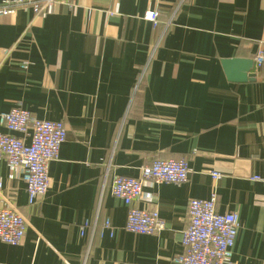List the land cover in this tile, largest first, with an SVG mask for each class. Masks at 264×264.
Instances as JSON below:
<instances>
[{
    "label": "crops",
    "instance_id": "obj_1",
    "mask_svg": "<svg viewBox=\"0 0 264 264\" xmlns=\"http://www.w3.org/2000/svg\"><path fill=\"white\" fill-rule=\"evenodd\" d=\"M263 41L264 0H69L38 17L0 16V114L20 107L66 129L33 204L0 159V208L27 222L19 245L0 242V264H177L188 202L213 192L216 211L238 220L226 264H264V63L254 64ZM230 59L253 61L255 80L229 81ZM158 159L185 160L190 175L142 179L132 206L157 211L164 229L129 233L111 180L140 179Z\"/></svg>",
    "mask_w": 264,
    "mask_h": 264
},
{
    "label": "built area",
    "instance_id": "obj_2",
    "mask_svg": "<svg viewBox=\"0 0 264 264\" xmlns=\"http://www.w3.org/2000/svg\"><path fill=\"white\" fill-rule=\"evenodd\" d=\"M69 0H1L0 16L13 15L17 9H31L35 17L50 14L56 3ZM158 11H148L144 19L155 23ZM262 49L254 56L256 68L264 63ZM6 54V53H5ZM21 67L26 69V65ZM0 125L8 133H0V159L7 163L11 174L19 172L25 184L28 204H33L46 195L49 188L48 166L58 159L62 144L66 141V129L62 122L38 120L20 107L0 114ZM19 136H16V135ZM28 137L26 142L22 137ZM110 171L105 169L104 184ZM141 178L114 176L110 193L128 208L124 229L135 235H152L164 229L163 221L155 210H140L132 203L142 197V179L159 184H181L188 180L190 168L185 160H154L141 168ZM211 178L221 175L211 172ZM188 227L181 237L183 252L177 264H226L233 255V246L238 229V220L233 213L216 211V194L208 199H191L187 205ZM85 222L81 229L84 233ZM27 228L26 219L11 205L0 208V242L17 246L22 242ZM103 228L112 230L109 220Z\"/></svg>",
    "mask_w": 264,
    "mask_h": 264
},
{
    "label": "water",
    "instance_id": "obj_3",
    "mask_svg": "<svg viewBox=\"0 0 264 264\" xmlns=\"http://www.w3.org/2000/svg\"><path fill=\"white\" fill-rule=\"evenodd\" d=\"M253 61L230 59L222 61V67L229 81L246 83L255 80V74L250 73L253 69Z\"/></svg>",
    "mask_w": 264,
    "mask_h": 264
}]
</instances>
